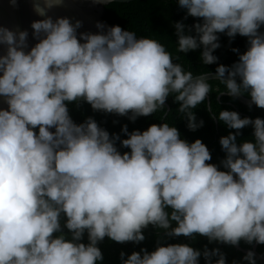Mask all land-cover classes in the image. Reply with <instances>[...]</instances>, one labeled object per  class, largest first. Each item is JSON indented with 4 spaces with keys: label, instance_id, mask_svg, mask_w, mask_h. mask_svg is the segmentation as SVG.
I'll return each mask as SVG.
<instances>
[{
    "label": "clouds",
    "instance_id": "clouds-1",
    "mask_svg": "<svg viewBox=\"0 0 264 264\" xmlns=\"http://www.w3.org/2000/svg\"><path fill=\"white\" fill-rule=\"evenodd\" d=\"M61 3L34 0L33 10L44 18L31 22L38 42L27 51V30L0 27L6 46L0 97L7 105L0 108V264H97L103 259L99 241L140 242L149 224L166 236L264 244V119L241 118L232 110L217 115L207 105L212 118L236 130L219 138L224 170L206 163L211 155L200 139H181L168 122L143 131L123 126L125 139L110 137L92 117L75 123L66 102L83 100L93 110L131 113L135 120L163 109L174 94L177 112L195 130L204 122L192 109L212 85L204 74L174 63L157 39L137 38L119 25L97 22L100 32H81L78 39L81 21L46 15ZM178 3L202 21L189 28L194 35L175 22L177 52L202 47V62L211 64L217 33L248 38L237 62L216 67V79L229 96L247 93L264 108V0ZM248 125L253 139L238 144L239 130ZM117 140L130 151L121 154ZM62 216L70 239L61 229ZM85 232L87 243L80 242ZM120 255L121 264H199L201 255L205 264H226L218 248L201 252L187 243L158 242L152 251ZM242 259L256 264L251 250Z\"/></svg>",
    "mask_w": 264,
    "mask_h": 264
},
{
    "label": "trees",
    "instance_id": "trees-1",
    "mask_svg": "<svg viewBox=\"0 0 264 264\" xmlns=\"http://www.w3.org/2000/svg\"><path fill=\"white\" fill-rule=\"evenodd\" d=\"M105 14L103 20L109 24L119 25L123 30L135 31L137 38L141 36H150L157 39L165 45L166 50L173 54V62L183 65L185 70H191L194 75L206 74L215 72L218 65H225L230 67L233 63L238 61L239 54H242L247 50L248 38L236 34L230 38L225 33H217L219 47L213 50V55L217 57V60L211 64H204L201 58L202 47H198L188 52H177L176 43L177 36L175 32L174 24L177 21L182 22L187 27L185 28L186 34H195L194 30L189 32V28L194 23L201 22L202 18L192 17L186 15V8L179 5L178 0H133L127 3L113 2L104 6ZM259 31H264V25H261ZM237 49L238 51H233ZM179 57V59H176ZM212 85V90L208 93L205 100L192 109L196 119L203 120V125L195 130H189L187 128V120L182 114L177 112L179 102L174 100V94H170L166 98V106L163 109L158 110L148 116H137L135 120L129 119L128 115H119L116 113H108L102 110H93L87 102L81 100L79 102L72 101L66 102L69 115L72 120L79 124L83 122L87 117H92L97 124L108 131L110 137L112 134H117L121 139L127 138V135L121 131L123 126H127V131L133 130H145L151 124H161L168 122L172 126L176 127L180 133V138L191 143L195 139H200L202 143L208 148L211 160L206 163L216 164L219 170H224L220 161L224 158L225 152L219 143L221 136H226L229 132L235 133V129L228 128L222 121L212 118L211 113L207 109V101L211 103L213 111L218 115L220 110H232L239 113L241 118L260 117L264 119V108L257 106H246L240 104L235 98L230 96H221L218 99V95L222 92H226L223 84L219 80H208ZM243 96L250 98L247 93ZM167 113V115H164ZM38 132V128L34 129ZM54 131V129H50ZM240 135L237 136V143L244 140H252V126L248 125L239 130ZM117 150L123 154L126 151H130L127 147H123L120 144V140L115 142ZM170 211V209H166ZM64 218L61 219V229L66 234V238L70 239L71 235L69 230L64 226ZM175 222H173V226ZM144 239L140 242H116L108 237L98 242V247L101 250L103 259L98 261L97 264H121V252L124 253L123 259H127L133 251L139 252L141 248L147 251H152L160 244L170 243H187L195 249L203 252L204 247L207 246L209 250L218 248L220 252L224 254L226 264H232L236 261L237 264H248L242 257L245 255L240 251L235 250L233 245L225 244L222 242L212 241L209 242L207 237L194 234V238L180 236H166L165 230L157 228L149 224L146 228L142 229ZM54 233L53 235H57ZM83 243H87V233L85 232L81 238ZM254 241L249 244L241 240L238 245L242 249H250ZM256 251L262 254L264 251V244H258ZM218 257L213 256L211 259L214 261ZM199 264H205L203 255L199 258ZM255 259V258H254ZM256 260V259H255ZM256 264L259 262L256 260Z\"/></svg>",
    "mask_w": 264,
    "mask_h": 264
},
{
    "label": "water",
    "instance_id": "water-1",
    "mask_svg": "<svg viewBox=\"0 0 264 264\" xmlns=\"http://www.w3.org/2000/svg\"><path fill=\"white\" fill-rule=\"evenodd\" d=\"M130 1L133 0H105L103 3L97 2V0H62L61 5L48 9L46 15L51 16L53 20L57 17H67L72 23L76 20L81 21V26L76 30L79 39V33L81 32H100L101 29L96 27L97 22L103 23L106 27L113 25L102 19L105 14V5L113 2L127 3ZM33 2L34 0H15V3L13 4L11 0H0V27H7L10 30H27V48L25 51L38 42L32 35L33 30L30 26L31 22L44 18L39 16L33 10ZM5 47V45L0 44V55L4 54ZM204 75L207 77V80H217L215 72L206 73ZM221 96L229 95L226 92H222L218 95V99ZM206 98L208 99L207 96ZM233 98H235V100L242 105L256 106L254 103L250 102V98L243 95ZM208 104L209 103L207 101V105ZM164 106L167 107L166 102ZM0 108L7 109V105L3 102V97H0ZM257 245L258 243L254 241L250 249H242L238 244L233 245V247L235 250L240 251L243 254H246L249 250H251L254 254V258L259 262V264H264V251L262 254H259L256 251Z\"/></svg>",
    "mask_w": 264,
    "mask_h": 264
}]
</instances>
